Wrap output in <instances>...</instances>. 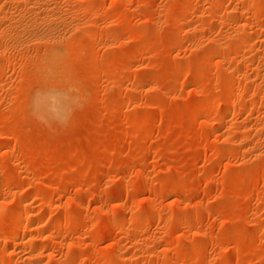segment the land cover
I'll return each mask as SVG.
<instances>
[{
    "label": "rangeland",
    "instance_id": "rangeland-1",
    "mask_svg": "<svg viewBox=\"0 0 264 264\" xmlns=\"http://www.w3.org/2000/svg\"><path fill=\"white\" fill-rule=\"evenodd\" d=\"M0 264H264V0H0Z\"/></svg>",
    "mask_w": 264,
    "mask_h": 264
},
{
    "label": "bare ground",
    "instance_id": "bare-ground-1",
    "mask_svg": "<svg viewBox=\"0 0 264 264\" xmlns=\"http://www.w3.org/2000/svg\"><path fill=\"white\" fill-rule=\"evenodd\" d=\"M61 94H62V93H61ZM61 94H60L58 97H59L60 99L63 100V98H65V97H63ZM42 98H43V97H41V99H42ZM46 99H47V98L44 96V100H45V101H47ZM42 100H43V99H42ZM44 100H43V102H45Z\"/></svg>",
    "mask_w": 264,
    "mask_h": 264
}]
</instances>
